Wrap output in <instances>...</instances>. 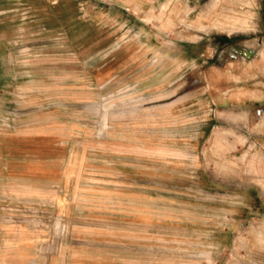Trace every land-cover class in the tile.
Returning <instances> with one entry per match:
<instances>
[{"label": "rangeland", "instance_id": "rangeland-1", "mask_svg": "<svg viewBox=\"0 0 264 264\" xmlns=\"http://www.w3.org/2000/svg\"><path fill=\"white\" fill-rule=\"evenodd\" d=\"M0 264H264V0H0Z\"/></svg>", "mask_w": 264, "mask_h": 264}]
</instances>
